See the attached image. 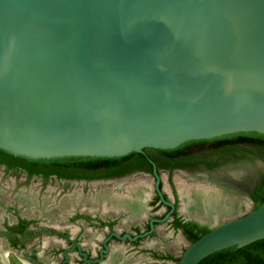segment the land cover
<instances>
[{
    "label": "water",
    "instance_id": "1",
    "mask_svg": "<svg viewBox=\"0 0 264 264\" xmlns=\"http://www.w3.org/2000/svg\"><path fill=\"white\" fill-rule=\"evenodd\" d=\"M264 134V0H0V149L30 159ZM144 204V202H142ZM154 221V220H152ZM134 237L135 240L152 231ZM264 238V201L177 264Z\"/></svg>",
    "mask_w": 264,
    "mask_h": 264
},
{
    "label": "rangeland",
    "instance_id": "2",
    "mask_svg": "<svg viewBox=\"0 0 264 264\" xmlns=\"http://www.w3.org/2000/svg\"><path fill=\"white\" fill-rule=\"evenodd\" d=\"M263 175L262 158L221 163L211 171L175 172L172 190L177 193L180 214L196 218L203 225L212 228L253 209L249 192ZM162 178L164 189L172 198L173 192L168 185L165 172ZM153 186V178L144 173L106 181L64 180L54 177L43 180L37 176L25 177L21 171H8L0 165V211L5 207L14 206L23 213L39 212L43 218L48 216L57 218L59 223L54 224H59L60 227L67 213L75 209L101 214H121L127 217L131 214L130 209L133 212L140 211V206L136 202L142 203L153 199ZM208 190L222 195L221 204H217L212 213L204 215L196 210L195 205L183 208V200L188 193L195 192L201 195ZM124 203L134 204L138 209L134 210L123 205ZM163 210L164 208L159 210H156V207L149 208L151 213ZM1 213L3 214V211ZM157 230L156 236L143 239L138 246L113 241L109 260L119 263L135 261L138 264H176V259L181 256L189 242L166 223L158 226ZM41 235L44 242L52 241L54 237L46 233ZM36 237L39 238L40 234ZM1 249L5 251V248ZM161 251L170 254L172 259L155 260L152 252ZM8 258V264H19L13 254H9Z\"/></svg>",
    "mask_w": 264,
    "mask_h": 264
},
{
    "label": "flooded vegetation",
    "instance_id": "3",
    "mask_svg": "<svg viewBox=\"0 0 264 264\" xmlns=\"http://www.w3.org/2000/svg\"><path fill=\"white\" fill-rule=\"evenodd\" d=\"M202 143L204 142L187 141L183 143V148H179L173 152L172 158L170 159L166 157L170 156L169 154L162 153L157 149L151 151L158 159L161 158L164 160L162 162L165 166H157L154 162L160 178L159 186L164 199L175 205L174 211H172L165 220L155 221V219H163L170 210V206L164 204L160 200L154 188L153 199L144 202V204L136 202L137 205L140 206L139 212H133L130 209L129 211L131 214L126 217L121 214H101L100 212L92 213L75 209L67 213V216L63 218V225L61 227L59 224H54L57 222L59 223L58 219L55 217L48 216L43 218V215L39 214V212L35 211L38 214L32 212L23 213L14 206H8L5 207V209H1L3 214L0 211V264H8L9 254H13L19 264H22L18 259V255L23 254L29 256L33 253V258L38 264H138L135 261L125 263H119L118 261L111 262L109 256L112 252V242H126L127 244L138 246L143 239L156 236L158 226L164 223L168 224L174 231L179 232L181 237L188 242L183 236L181 229L174 227L173 222L176 218H179L182 222L193 221L201 226H207L203 225L196 218L185 217L179 213L177 193L172 190L173 174L179 171L189 173L211 171L218 166L208 165V162L218 158V150H203V148H201ZM203 156L206 157L204 161ZM24 164L35 168H49L44 163L26 162ZM0 165L8 171H21L25 177L37 176L43 180L54 177L64 180L106 181L124 178L130 174L144 173L150 175L155 183L152 165L151 171H147L143 168H134L118 175L95 179L61 178L55 173H51L47 175V177H44L41 173L29 174L26 167H23L22 164H18L17 167L14 168L8 167L4 163H0ZM103 170L106 169L100 171ZM163 172H165L168 185L173 192L172 198L164 189ZM263 179L264 175L260 177L251 189L249 197L257 183H260ZM155 207L156 210L160 208H164V210L162 212L153 211V213H151L149 208ZM151 221L153 222L152 231L145 236L137 237L135 240L115 236V234L120 236L128 234L134 237L143 234L150 230ZM44 233L54 236L53 240L44 242L41 238V234ZM37 234H40L39 238L36 237ZM1 248H5V251H2ZM152 256L155 260L166 261L172 259L170 254H166L162 251L161 253L152 252ZM250 264H264V259L259 258V260H254Z\"/></svg>",
    "mask_w": 264,
    "mask_h": 264
},
{
    "label": "trees",
    "instance_id": "4",
    "mask_svg": "<svg viewBox=\"0 0 264 264\" xmlns=\"http://www.w3.org/2000/svg\"><path fill=\"white\" fill-rule=\"evenodd\" d=\"M202 143L203 150H218V158L208 162L210 166H216L221 163H233L241 160H253L254 158L264 159V134L257 132H238L226 134L211 139L192 140L190 142ZM184 144L173 149H157L158 151L169 154L168 159L172 158L173 152L183 148ZM153 148H145V153L156 163L157 166H165L161 158L158 159L151 151ZM206 157L203 156V161ZM44 163L48 169L35 168L24 163ZM0 163L14 168L18 164L26 167L29 174L41 173L44 177L55 173L61 178L74 179H95L106 178L112 175H118L124 171H130L134 168H143L151 171V164L142 153L131 152L121 157H90V156H64L54 158L30 159L20 156H13L0 149ZM102 169H106L100 171ZM253 203V209L264 201V179L257 183L253 192L250 194ZM175 228H180L183 236L192 242L207 232L209 228L201 226L193 221L182 222L176 218L173 222ZM264 259V238L256 240L247 245L237 247L230 246L215 251L202 258L198 264H250L254 260ZM179 258L176 259V264Z\"/></svg>",
    "mask_w": 264,
    "mask_h": 264
},
{
    "label": "bare ground",
    "instance_id": "5",
    "mask_svg": "<svg viewBox=\"0 0 264 264\" xmlns=\"http://www.w3.org/2000/svg\"><path fill=\"white\" fill-rule=\"evenodd\" d=\"M221 199H222L221 194L213 193L209 190L205 191L201 195L196 194L195 192H190L188 193V195H186L185 200H183L184 201L183 208H186L188 205H195L197 211H201L202 213H204V215H208L209 213H212L215 210L217 204H221L222 202ZM117 205H120V204H117ZM123 205L131 207L134 210L138 209L134 204L128 205L127 203L126 204L124 203ZM33 257H34V253L29 256L23 255V254L18 255V259L20 260L22 264H38V262H36Z\"/></svg>",
    "mask_w": 264,
    "mask_h": 264
}]
</instances>
